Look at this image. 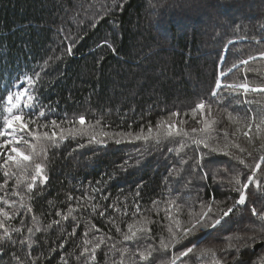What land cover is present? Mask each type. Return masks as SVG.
I'll list each match as a JSON object with an SVG mask.
<instances>
[{
	"label": "trees",
	"instance_id": "1",
	"mask_svg": "<svg viewBox=\"0 0 264 264\" xmlns=\"http://www.w3.org/2000/svg\"><path fill=\"white\" fill-rule=\"evenodd\" d=\"M69 44L71 54L67 52ZM260 51H264V0H0V98L6 97L17 77L40 71L37 109L45 112L38 120L41 125L53 118L60 121L84 114L87 121L102 116L105 131L137 133L143 125L147 132L149 122L155 128L158 120L178 111V126L191 130L202 126L200 114L193 117L190 110L203 99L214 105L216 128L231 134L236 126L226 113L216 110L211 91L220 71L226 72L221 78L225 83L243 78L244 66L230 73L227 69ZM45 60H49L46 68ZM248 67L264 71V62H250ZM248 78L259 81V74L249 73ZM4 106L0 99V116ZM229 110L246 115L243 106ZM44 130L51 131V126L40 129ZM116 139L121 137L99 145L88 144L87 137L69 138L49 147L44 161L49 179L33 189L31 212L25 214L21 209L19 216L7 221L10 231H23L12 233V240L17 241L14 245H0L4 247L0 264H17V256L24 264H30L31 259L35 264H83L84 240L99 235L105 236L106 243L97 250L94 264L119 262V249L128 247L135 253L147 244L158 249L151 258L153 264H166L173 253L192 244L197 249L215 248L219 259L231 261L235 251H221L228 243L225 237L253 235L249 226L259 227L250 209L255 206L264 211V197L250 193L252 203L238 206L234 219L221 231L189 238L169 250L159 249L160 238L169 235L168 215L188 226V211H199L201 201H227L213 204L214 211L228 207L237 198L226 186L228 174L243 169L228 156L207 155L202 146L186 148L180 155L169 152L168 148L179 147L178 139L160 144L116 143ZM219 139L223 141L222 134ZM238 142L248 147L243 138ZM259 143L257 140V147ZM201 154L202 169L193 171V161ZM189 157L188 164L181 163ZM3 179L0 172V183ZM13 184L10 180L7 186L9 198L18 200L11 196ZM17 190L27 199L25 185ZM172 199L180 205L179 210L169 208ZM69 206L74 209L72 216L63 220ZM144 217L152 221L148 225L151 238L123 241L127 224ZM56 220L60 223H53ZM37 226L41 231H35ZM28 227L34 228L31 249L19 243L29 235ZM112 244L116 250L110 252ZM239 257L243 264H261L264 237L241 249ZM135 258L141 264L138 256ZM124 259L128 262L129 256ZM209 262V257L189 254L177 264Z\"/></svg>",
	"mask_w": 264,
	"mask_h": 264
},
{
	"label": "snow or ice",
	"instance_id": "2",
	"mask_svg": "<svg viewBox=\"0 0 264 264\" xmlns=\"http://www.w3.org/2000/svg\"><path fill=\"white\" fill-rule=\"evenodd\" d=\"M112 51L115 52L116 49L112 48ZM67 52L71 54V44L68 45ZM51 59L49 57V60ZM49 60L44 61L45 68L48 66ZM257 60L264 62V51H260L258 55H249L246 59L240 60L238 64L233 63L227 69V72L230 73L242 65L244 66L243 78L233 79L231 82H222L221 78L226 76V72L220 71L214 89L211 91V99L215 101L216 110L219 113H226L227 120L236 126L235 131L231 134L227 130L216 128L218 120L212 115L214 105L203 99L196 102L190 110L193 117L198 113L200 114L199 124L202 126L193 127L191 130L178 126L175 120L180 115L178 111L170 112L167 118L158 120L155 128L149 122L147 132H145L142 125L137 133L131 131L112 133L104 130L107 125L101 126L102 116L94 121H87L84 114L60 121L53 118L41 125L38 120L45 116V112L37 109L39 103L37 84L40 80V71L34 72L33 75L25 73L22 77H17V83L7 91L6 97L0 98L5 101L3 114L0 116V160H2L0 162V172L4 177L3 182L0 183V191H3V194H0V204L4 205V207H0V229H3V233L0 234V245H5V242L13 245L17 243V241L12 240V233H21L23 229L13 228L10 231L6 227V223L19 216L21 209L25 210V214L31 212L29 201L32 199L33 189L37 187L38 182L42 185L49 179L46 174V163L44 162L49 147H56L62 141L78 137H87L88 144L96 143L99 145L105 144L106 139L116 136L121 137V139L115 140L116 143L144 142L160 144L164 141L178 139L179 147L168 148L169 152L180 155L186 148L192 146L200 148L202 146L203 149L208 150L207 155L209 156L220 154L230 157L243 169V171H236L234 175L229 173V178L226 181L228 190L237 196L234 202L226 208L214 211L213 204L227 203V201L216 202L214 198L207 203L201 201L199 211L191 209L188 211V226H182L179 219L168 215L167 218L170 223L167 226V232L169 235L167 239L160 238L159 249L169 250L189 238L198 235L206 237L214 231H221L224 224L228 223L230 219H234V210L238 206H246L252 203L250 193L264 197V71H261L258 67H248L250 62ZM249 73L259 74V81L250 80L248 78ZM225 103L228 106L221 107ZM232 106H243L246 115L242 117L239 113L234 114L233 111L229 110V107ZM26 112L29 115L26 116ZM180 123L182 124L183 121ZM49 125L51 131H40L41 128L47 129ZM129 128H131V125H129ZM221 134L223 136L222 142L219 139ZM241 138L247 142L248 147L242 146L238 142ZM257 140L260 141L258 147L256 146ZM84 146V144L79 145L81 148ZM190 159L192 158L182 160L181 163L188 164ZM203 159L204 154H201L193 161L195 166L193 171L202 169ZM206 177L207 173H203L202 178ZM10 180L14 181L11 196L18 197V200L9 198L7 186ZM221 183H225V181L221 180ZM22 184L25 185V191L29 194L27 199L17 190ZM69 199H71L70 196ZM168 203L169 208L175 207L179 210L180 205L176 203L175 199L169 200ZM135 207L138 212L139 205L137 204ZM8 208L12 209L11 213L6 210ZM92 210L96 211V208L93 207ZM73 211L74 209L69 206L67 215H64L62 219L67 220L69 216H72ZM167 211L168 209H166ZM250 211L251 216L256 218L259 224V227L249 226L248 231L252 232L253 235L225 237L228 243L221 251L227 254L234 250L235 255L231 261L219 259L215 248L202 247L197 249L196 244H192L182 251L173 253L166 264H177L178 261L188 257L189 254L198 255L201 258L209 257V264H243L239 257L241 249L250 248L261 237H264V211H258L255 206H252ZM57 215L59 216L60 213L57 212ZM100 215L103 216L104 212L101 211ZM75 219L73 216V220ZM32 221L34 225L37 224L35 216L32 217ZM53 223L59 224L60 220L53 221ZM151 223L152 221L147 217H144L141 221L128 223L127 231L122 233L123 241L139 242L151 238V228L148 227ZM115 230L121 232L118 225H115ZM35 231L39 232L41 229L37 226ZM27 232L29 235L21 239L19 243L26 244L31 249L34 243L32 236L34 228L28 227ZM72 234H75V229H73ZM84 235L87 237L88 231H85ZM105 243L104 235L94 236L91 240L86 238L81 252V256L84 257L83 264H94L97 250L101 249V246ZM113 250H116L115 244H112L109 249L110 252ZM157 250L152 244H147L144 250L138 248L135 253H130L128 247H123L118 250L120 252L119 262L113 261L112 264H137L136 256H138L141 264H153L151 258ZM2 251H4V247H0V252ZM125 255L129 256L128 262L124 259ZM81 256H77L76 259L80 260ZM16 260L17 264H24L19 256L16 257ZM30 264H35V259H31ZM65 264H67V261H65ZM261 264H264V261Z\"/></svg>",
	"mask_w": 264,
	"mask_h": 264
}]
</instances>
